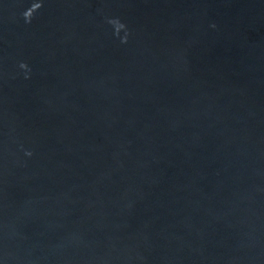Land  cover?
Instances as JSON below:
<instances>
[{
	"label": "water",
	"instance_id": "1",
	"mask_svg": "<svg viewBox=\"0 0 264 264\" xmlns=\"http://www.w3.org/2000/svg\"><path fill=\"white\" fill-rule=\"evenodd\" d=\"M0 264H264V0H0Z\"/></svg>",
	"mask_w": 264,
	"mask_h": 264
}]
</instances>
